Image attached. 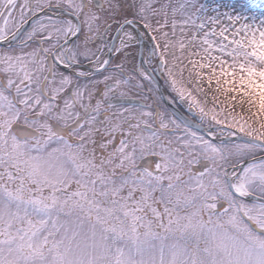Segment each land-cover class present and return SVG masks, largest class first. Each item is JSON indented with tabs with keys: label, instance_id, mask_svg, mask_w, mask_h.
Here are the masks:
<instances>
[{
	"label": "snow or ice",
	"instance_id": "6c2138e0",
	"mask_svg": "<svg viewBox=\"0 0 264 264\" xmlns=\"http://www.w3.org/2000/svg\"><path fill=\"white\" fill-rule=\"evenodd\" d=\"M0 264H264V0H0Z\"/></svg>",
	"mask_w": 264,
	"mask_h": 264
},
{
	"label": "rangeland",
	"instance_id": "374dc122",
	"mask_svg": "<svg viewBox=\"0 0 264 264\" xmlns=\"http://www.w3.org/2000/svg\"><path fill=\"white\" fill-rule=\"evenodd\" d=\"M213 2H214V0H213ZM222 2L228 3V2H230V0H222ZM255 2L259 3L260 0H255ZM184 78H185V81H186L185 86L188 87V89L190 91H192L193 96H195L196 99L199 100L201 102V104L206 107V110H207V108H210V107L213 106V102L211 101V96L216 95L217 98H218V101H223L224 100V96L222 94L216 93L215 89H216L217 86L215 85L214 81H213L211 86L208 85L207 79H205L203 81L202 87L205 89V92L207 93V96H208V102L205 103V95H204V93L197 92L196 91V83L188 81V72H187V70L184 73ZM246 107L247 106L245 105V108ZM235 111H236L237 114L245 115V116L247 115V113L244 111V109H241L239 107V105L236 106Z\"/></svg>",
	"mask_w": 264,
	"mask_h": 264
},
{
	"label": "flooded vegetation",
	"instance_id": "af4514ba",
	"mask_svg": "<svg viewBox=\"0 0 264 264\" xmlns=\"http://www.w3.org/2000/svg\"><path fill=\"white\" fill-rule=\"evenodd\" d=\"M155 76L157 77V79L159 80V82L161 83V86L163 87V89L165 90V93L167 94L170 89L168 88V85L164 82L163 77L161 76V74L159 72H157L155 74Z\"/></svg>",
	"mask_w": 264,
	"mask_h": 264
}]
</instances>
